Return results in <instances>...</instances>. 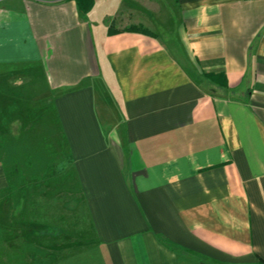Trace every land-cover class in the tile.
Instances as JSON below:
<instances>
[{"label": "crops", "instance_id": "crops-1", "mask_svg": "<svg viewBox=\"0 0 264 264\" xmlns=\"http://www.w3.org/2000/svg\"><path fill=\"white\" fill-rule=\"evenodd\" d=\"M50 100L106 264H264V0H0V203L8 167H43L13 141L48 138L2 109Z\"/></svg>", "mask_w": 264, "mask_h": 264}, {"label": "rangeland", "instance_id": "rangeland-1", "mask_svg": "<svg viewBox=\"0 0 264 264\" xmlns=\"http://www.w3.org/2000/svg\"><path fill=\"white\" fill-rule=\"evenodd\" d=\"M106 72L108 78L97 81L96 105L104 130L110 131L115 127L119 129L123 110L112 76L108 70ZM12 94L19 100L29 96L25 91ZM16 105L11 111L2 109L10 117L6 119L18 115L41 116L40 120L42 117L45 120L43 124H37L35 117L28 116L20 129L47 131L48 138L46 141L29 140L22 136L13 141L22 164L24 159H30V154L35 163L43 162V167H8L16 189L1 192L4 202L0 203V264H106L99 251L86 198L71 164L67 140L56 124L51 100L49 106L42 108ZM17 127L19 129V125ZM6 128L12 129V125L0 124L1 134ZM46 162L47 167H44ZM9 197H16L14 204L7 203Z\"/></svg>", "mask_w": 264, "mask_h": 264}, {"label": "trees", "instance_id": "trees-1", "mask_svg": "<svg viewBox=\"0 0 264 264\" xmlns=\"http://www.w3.org/2000/svg\"><path fill=\"white\" fill-rule=\"evenodd\" d=\"M75 1L77 2L78 7L82 13H88L93 8L95 3V0H75ZM128 28L132 30L142 31L145 33H150V31L145 27H143L142 25H132L131 27ZM210 76H215V75L211 74ZM224 84L226 85V80L224 81Z\"/></svg>", "mask_w": 264, "mask_h": 264}]
</instances>
